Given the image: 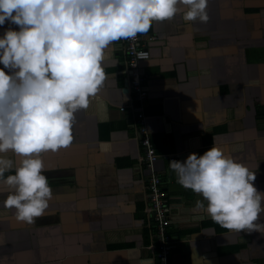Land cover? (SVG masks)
<instances>
[{"label": "crops", "instance_id": "0c3cea01", "mask_svg": "<svg viewBox=\"0 0 264 264\" xmlns=\"http://www.w3.org/2000/svg\"><path fill=\"white\" fill-rule=\"evenodd\" d=\"M207 11V23L177 14L140 34L149 50L138 64L142 110L169 206L168 264H264V235L215 223L169 167L215 142L264 192V0H209ZM8 28L19 30L6 22L0 36ZM126 60L123 39L113 42L99 93L76 113L72 144L41 154L53 189L45 216L18 221L0 181V264L156 263Z\"/></svg>", "mask_w": 264, "mask_h": 264}, {"label": "clouds", "instance_id": "9594fccd", "mask_svg": "<svg viewBox=\"0 0 264 264\" xmlns=\"http://www.w3.org/2000/svg\"><path fill=\"white\" fill-rule=\"evenodd\" d=\"M208 2L0 0V26L19 28L0 36V181L9 189L4 206L18 221L32 224L48 212L53 189L41 154L72 144L76 113L88 109L106 79L109 46L177 14L207 23ZM169 167L178 184L202 196L195 205L215 223L264 235L258 222L264 192L254 185L255 172L215 142L203 155L173 159Z\"/></svg>", "mask_w": 264, "mask_h": 264}, {"label": "built area", "instance_id": "2783aa9c", "mask_svg": "<svg viewBox=\"0 0 264 264\" xmlns=\"http://www.w3.org/2000/svg\"><path fill=\"white\" fill-rule=\"evenodd\" d=\"M154 37V35H150L148 39ZM141 40L140 34L134 39H123L127 58V80L132 98L139 102L135 110L137 138L141 146L138 160L147 170L146 189L148 203L145 210L153 221V241L149 243L148 248L153 252L156 260L155 264H168L171 242V234L167 229L169 224V206L164 196L160 175L154 168L156 151L151 142L142 110V101L146 97L147 89L143 83L142 72L139 70L138 64L141 60L148 58L149 50ZM120 108L122 109L123 106H120Z\"/></svg>", "mask_w": 264, "mask_h": 264}]
</instances>
